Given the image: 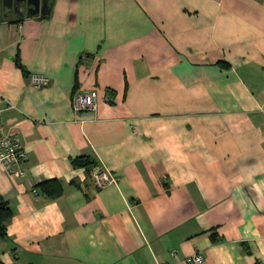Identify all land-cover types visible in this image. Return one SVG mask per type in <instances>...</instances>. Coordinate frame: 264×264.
Here are the masks:
<instances>
[{
	"label": "crops",
	"instance_id": "obj_1",
	"mask_svg": "<svg viewBox=\"0 0 264 264\" xmlns=\"http://www.w3.org/2000/svg\"><path fill=\"white\" fill-rule=\"evenodd\" d=\"M90 89L96 110L75 111ZM0 113L27 151L25 175L0 165V264H189L173 247L264 264V0H48L0 17ZM92 159L116 181L96 185Z\"/></svg>",
	"mask_w": 264,
	"mask_h": 264
},
{
	"label": "built area",
	"instance_id": "obj_2",
	"mask_svg": "<svg viewBox=\"0 0 264 264\" xmlns=\"http://www.w3.org/2000/svg\"><path fill=\"white\" fill-rule=\"evenodd\" d=\"M29 80L32 84L39 86L47 82V76L40 71H31ZM72 106L75 111H95L97 108V91L90 89L86 91H75L71 97ZM27 151L22 145L19 137L11 133L2 132V118L0 113V165L10 175H25V170L22 163L26 160ZM93 181L98 186H103L107 183L115 182L116 176L104 165L96 164L91 169ZM178 261H183L189 264L199 263L203 260L201 253L194 252L179 256L178 249L173 247L170 250ZM155 264H167L156 262Z\"/></svg>",
	"mask_w": 264,
	"mask_h": 264
},
{
	"label": "trees",
	"instance_id": "obj_3",
	"mask_svg": "<svg viewBox=\"0 0 264 264\" xmlns=\"http://www.w3.org/2000/svg\"><path fill=\"white\" fill-rule=\"evenodd\" d=\"M80 164H84L83 161ZM85 163H91L89 169L97 163V160L92 159ZM42 184V189L46 194L56 195L62 191V186L56 178H48L40 182ZM12 215V208L10 207L8 201L0 194V234L3 235L6 232V224Z\"/></svg>",
	"mask_w": 264,
	"mask_h": 264
},
{
	"label": "flooded vegetation",
	"instance_id": "obj_4",
	"mask_svg": "<svg viewBox=\"0 0 264 264\" xmlns=\"http://www.w3.org/2000/svg\"><path fill=\"white\" fill-rule=\"evenodd\" d=\"M47 4H48V0H45L43 5V11L47 6ZM26 11H27V6L25 5L14 6V5L3 4L0 1V17L9 18V19H19L26 15Z\"/></svg>",
	"mask_w": 264,
	"mask_h": 264
},
{
	"label": "water",
	"instance_id": "obj_5",
	"mask_svg": "<svg viewBox=\"0 0 264 264\" xmlns=\"http://www.w3.org/2000/svg\"><path fill=\"white\" fill-rule=\"evenodd\" d=\"M3 4L14 6H27L26 15L42 13L45 0H0ZM32 7V8H31ZM40 7V8H39ZM40 9V10H39Z\"/></svg>",
	"mask_w": 264,
	"mask_h": 264
}]
</instances>
